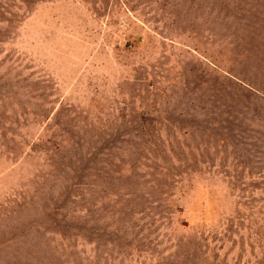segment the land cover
Masks as SVG:
<instances>
[{
    "label": "rangeland",
    "instance_id": "374dc122",
    "mask_svg": "<svg viewBox=\"0 0 264 264\" xmlns=\"http://www.w3.org/2000/svg\"><path fill=\"white\" fill-rule=\"evenodd\" d=\"M200 2L0 0V264H264V0Z\"/></svg>",
    "mask_w": 264,
    "mask_h": 264
},
{
    "label": "crops",
    "instance_id": "0c3cea01",
    "mask_svg": "<svg viewBox=\"0 0 264 264\" xmlns=\"http://www.w3.org/2000/svg\"><path fill=\"white\" fill-rule=\"evenodd\" d=\"M97 1V0H96ZM201 0H109V3L112 4H117L119 9L123 10V11H139L138 14H134L132 15L131 13V21L129 23L132 24H137L140 26H143L144 24L148 23L147 22L143 23L142 19H140L142 17V14L140 11H149V16L150 17H158L161 19V21L163 20V22H161V24L163 25H168V24H172L173 21H168V18H166L165 14H167L168 11H172L174 9H179L180 12L183 10H187V11H197V10H201V9H205L204 5H200L199 3ZM212 9V8H209ZM160 11V13H159ZM126 13L124 12V15ZM144 14V13H143ZM210 17L214 16V12L208 13ZM191 15V13H189V16ZM141 16V17H139ZM192 17H183L182 15L179 14V16H176L178 19H193V15H191ZM173 19V18H172ZM171 19V20H172ZM177 19V20H178ZM125 24H127L125 22ZM155 24V23H152ZM160 23L158 21H156V25H159Z\"/></svg>",
    "mask_w": 264,
    "mask_h": 264
}]
</instances>
